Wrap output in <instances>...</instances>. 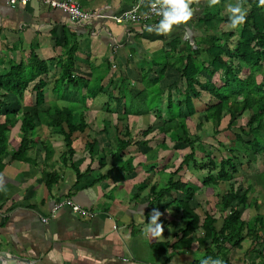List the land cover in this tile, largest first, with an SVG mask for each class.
<instances>
[{
	"label": "crops",
	"instance_id": "obj_1",
	"mask_svg": "<svg viewBox=\"0 0 264 264\" xmlns=\"http://www.w3.org/2000/svg\"><path fill=\"white\" fill-rule=\"evenodd\" d=\"M75 1L90 14L86 21L72 22L43 0H31L25 6L0 1V74L8 70L10 63L27 61L31 52L48 65L45 101L36 110L31 135L34 145L26 156L29 161H10L9 155L0 173V252L38 264H193L208 258L217 252V247L203 238L204 230H196L179 242L187 220L174 201L184 200L183 195L169 191L163 199H156L173 177V181L198 187L189 202L191 209L219 218L216 205L223 189L202 187L200 181L206 172L191 165L175 173L181 163V144L171 142L168 135L157 130L159 123L167 120L169 90L174 103L180 99L174 87L175 83L183 85L176 71L178 55L185 54L187 47L200 51L206 48L200 40L208 33L203 31L200 20L207 0H193L190 21L173 26L169 34L148 31L160 19L115 23L114 16L129 10L138 0ZM143 2L144 10L149 0ZM243 2L220 0L216 5L220 15L229 18L227 6L242 3L244 7ZM233 30L229 24L218 29L223 33ZM178 41L177 49H172ZM73 44V74L82 81L76 87L58 88L59 61L66 57L63 46ZM203 58L205 54L201 52L200 59ZM196 65L199 67L198 62ZM162 69L164 74L159 79ZM154 91L161 94L155 96ZM129 105L151 109L139 114L134 110L118 120ZM5 106L10 112L15 108L34 114L35 94L28 89L22 99L5 100ZM50 106H74L78 110L76 121L88 124L84 132L72 137V157L63 156V138L48 125L55 118L46 116ZM16 120L8 132V154L18 148L22 137L19 116ZM118 123L126 126L135 141L148 142L127 148L122 165L129 161L131 165L126 167H116L112 162L116 138L120 136L115 129L120 130ZM148 127L152 130L146 133ZM92 141L89 149L87 144ZM47 146L51 148L50 155L46 153ZM255 165V175L264 171L263 164ZM240 181L244 187L239 190L250 185L253 189L248 194L249 206L241 210V219L251 224L261 217L263 227L256 230V237L244 238L239 248L223 245L226 257L218 258L227 264H264V186L252 175ZM47 182L52 184L49 189ZM153 186L154 197L150 196ZM62 199H70L90 216L75 213L67 206L52 212ZM153 210L161 213L158 222L164 230L159 237L146 231Z\"/></svg>",
	"mask_w": 264,
	"mask_h": 264
},
{
	"label": "trees",
	"instance_id": "obj_2",
	"mask_svg": "<svg viewBox=\"0 0 264 264\" xmlns=\"http://www.w3.org/2000/svg\"><path fill=\"white\" fill-rule=\"evenodd\" d=\"M243 4L247 12L245 22L234 28L232 32L224 33L219 32L218 29L222 24H230L229 18L220 15L217 5L209 7L207 4L200 20L203 31L208 33L200 40L206 48L200 51L187 47L185 54L178 55L175 63L176 71L183 81V88L176 83L174 87L180 99L174 103L169 90L167 120H162L157 126L160 134L168 135L171 142L187 146L190 150L182 157L175 173L183 166L191 165L199 171L206 172V176L200 181L202 187L213 185L223 188L216 205L219 218L207 212L201 215L190 208L189 202L198 187L189 182L173 181L171 177L156 195L158 201L169 191L183 195L184 200L174 201L182 217L187 220L179 242L187 239L196 230H204L203 238L210 239L217 247V252L209 255L211 258H218L221 255L226 257L227 253L222 248L223 245L229 244L233 249L239 248L244 238L256 237V230L263 227L261 217L251 224L241 219V210L249 206L248 194L253 190L252 186L241 191L234 188L231 183L239 174L240 164L236 162L239 161L240 154L247 165L255 164L264 156V6L259 5V0H244ZM178 44L179 41L172 46V49L176 50ZM63 47L66 57L63 61H59L57 87L60 88L61 85L76 87V83L82 81L73 74L76 45ZM201 52L205 54L203 59H200ZM163 74L164 69L160 70L159 79ZM47 75V62L39 59L33 52L30 53L27 61L10 63L8 70L0 74V173L5 166L4 159L9 155L10 161H29L26 156L34 145L31 135L35 130V117L38 116L36 110L45 101ZM31 83L34 85L29 88ZM28 89L35 94L34 114L21 112L22 110L19 109L17 111L15 108L12 112L5 109V100L11 97L22 99ZM154 92L155 96L161 94L159 91ZM57 93L59 94V91ZM87 95L90 96L89 93ZM204 95L209 98L207 102L202 100ZM150 109V107L125 106L118 120H123L134 110L139 114L141 111L148 113ZM45 113L48 118L55 117L50 119L48 125L63 138L66 148L63 156L72 157L75 153L72 137L77 132H84L88 124L83 120L76 121L75 115L78 110L74 106H50ZM199 115L203 117L202 124L211 123L210 135L218 146L216 150L220 154L219 158L205 154L201 136H193L188 132L186 119ZM244 115H246V123L238 126V120ZM17 116H19L22 137L18 148L12 154H8V132L17 123ZM224 118H228V122L226 127L221 129ZM115 129L120 136L116 138V148L112 155L113 165L130 166V161L122 165V158L126 155L127 148L133 144L144 146L148 142L135 141L126 126H121L120 130ZM151 130L152 127H148L146 133ZM226 131L233 135V140L228 142V145L217 139ZM87 145L92 147L93 141L88 142ZM196 151L204 153V158L197 159ZM46 153L48 155L51 153L49 146L46 147ZM46 177L51 178L50 175ZM254 178L264 186V171ZM51 185L50 182L46 183L48 189ZM155 189V186L151 188L150 196L154 197ZM219 220L220 224H218ZM193 264H200V261H195ZM224 264L227 262L225 261Z\"/></svg>",
	"mask_w": 264,
	"mask_h": 264
},
{
	"label": "clouds",
	"instance_id": "obj_3",
	"mask_svg": "<svg viewBox=\"0 0 264 264\" xmlns=\"http://www.w3.org/2000/svg\"><path fill=\"white\" fill-rule=\"evenodd\" d=\"M198 3L199 0H196ZM209 6H214L220 2V0H207ZM193 0H149L151 10L161 19L158 23L152 27H148V31H155L157 34H169L173 26L180 25L181 23H187L190 21L194 14V10L191 8ZM259 5L264 6V0H259ZM228 11L229 27L237 28L245 22L247 12L245 11L242 3L235 5L229 4ZM3 183V178L0 177V185ZM0 190H3L0 188ZM161 213L157 210H153L150 214V222L147 225L146 231L153 237H159L163 234V225L159 223ZM200 264H224V261L220 258H205L201 259Z\"/></svg>",
	"mask_w": 264,
	"mask_h": 264
},
{
	"label": "built area",
	"instance_id": "obj_4",
	"mask_svg": "<svg viewBox=\"0 0 264 264\" xmlns=\"http://www.w3.org/2000/svg\"><path fill=\"white\" fill-rule=\"evenodd\" d=\"M1 2L14 6V5H22L25 6L31 0H0ZM46 4H48L53 9H58L62 13L66 14L70 21H86L90 14L83 11L79 4L75 0H63V1H52V0H43ZM143 0H138L129 10L122 12L116 16H114L113 20L117 24H130V23H148L152 21H157L161 19V17L157 16L150 8V5L146 6L143 10ZM70 207L73 212L78 213L83 216H90V214L82 209H80L77 205H75L70 199H62L59 201L52 212H55L57 209L61 207Z\"/></svg>",
	"mask_w": 264,
	"mask_h": 264
},
{
	"label": "rangeland",
	"instance_id": "obj_5",
	"mask_svg": "<svg viewBox=\"0 0 264 264\" xmlns=\"http://www.w3.org/2000/svg\"><path fill=\"white\" fill-rule=\"evenodd\" d=\"M210 7V6H209ZM230 15V14H229ZM236 39V38H235ZM208 96L204 95V97L202 98V100L204 102L208 101ZM203 117L201 115L199 116H194L192 118H188L186 120V125H187V129L188 132L193 135V136H198L200 135L202 138V142L204 143V148H205V154L207 155H214L217 158L220 157L219 152L216 150L218 148L216 142L211 138V131H212V126L211 123L209 124H202ZM228 122V118H224L223 123H222V128L224 129L227 125ZM246 123V115H244L242 118H240L238 120V126H243ZM119 127L122 126V124L118 123L117 124ZM156 125V124H155ZM218 140L224 142L225 144H227L228 142H230L231 140H233V135L231 132H223L222 134H220L217 137ZM228 145V144H227ZM214 148V149H213ZM183 149V151L180 153L179 152V156L180 159L178 160V162L182 161V157L184 156V154L189 153L190 150L187 146L181 145V150ZM212 152V153H211ZM196 158L197 159H201L202 157L204 158V153L200 152V151H196ZM237 164H240V170H239V174L235 176V180H232V184L234 186V188H238L241 190L243 189L242 187H244V184L242 181H240V179L242 177H244L245 175L249 176L252 175L253 179L255 177V173L256 171V165H248L247 166V162L245 159H243L242 155L240 154V159L239 161L236 162ZM264 163V156L261 158V160H258V164L262 165ZM264 165V164H263ZM223 189V188H222ZM245 218H247V215L244 216ZM249 217V216H248Z\"/></svg>",
	"mask_w": 264,
	"mask_h": 264
},
{
	"label": "water",
	"instance_id": "obj_6",
	"mask_svg": "<svg viewBox=\"0 0 264 264\" xmlns=\"http://www.w3.org/2000/svg\"><path fill=\"white\" fill-rule=\"evenodd\" d=\"M0 264H38L30 259L21 258L8 252H0Z\"/></svg>",
	"mask_w": 264,
	"mask_h": 264
}]
</instances>
